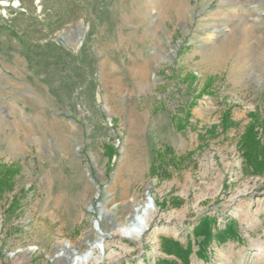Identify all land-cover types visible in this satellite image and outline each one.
<instances>
[{"label": "rangeland", "instance_id": "obj_1", "mask_svg": "<svg viewBox=\"0 0 264 264\" xmlns=\"http://www.w3.org/2000/svg\"><path fill=\"white\" fill-rule=\"evenodd\" d=\"M253 119L263 140L264 0H0V264H68L98 226L97 264L174 259L162 236L189 264H264ZM146 190L144 234L108 235Z\"/></svg>", "mask_w": 264, "mask_h": 264}, {"label": "trees", "instance_id": "obj_2", "mask_svg": "<svg viewBox=\"0 0 264 264\" xmlns=\"http://www.w3.org/2000/svg\"><path fill=\"white\" fill-rule=\"evenodd\" d=\"M253 116V114H251ZM229 115L226 113L222 121V128L225 130L229 123ZM228 122V123H227ZM251 122L239 143L241 154L247 165L250 166L255 173H264V138L261 140L258 138L257 124ZM261 127L264 129V121L261 122ZM264 135V134H263ZM112 149V148H111ZM211 219L204 217L194 227L193 231L196 237L201 236L199 241L200 248L197 251V256L203 258L202 249L205 246L210 245L212 239V233L210 228ZM226 239L233 241L238 240L235 226L232 223H227L223 231L218 233L217 241L224 242ZM161 250L167 255H171L174 259L159 258L157 264H189V249L183 248L178 241L173 238L162 236L161 237ZM178 260V261H177ZM179 262V263H178Z\"/></svg>", "mask_w": 264, "mask_h": 264}, {"label": "bare ground", "instance_id": "obj_3", "mask_svg": "<svg viewBox=\"0 0 264 264\" xmlns=\"http://www.w3.org/2000/svg\"><path fill=\"white\" fill-rule=\"evenodd\" d=\"M240 38H242V35ZM232 39V34L227 37L229 42H232ZM127 209L128 214L125 222L116 224L114 229L107 234H118L131 240H138L151 222L152 214L156 209L155 202L147 196L146 199L141 201L132 199L129 201ZM96 223L99 225L98 220H96ZM97 228L96 239L88 243L86 250L82 252L78 250L73 251V254L69 257L68 264H97L99 262V257L95 254V250L103 248L105 233L99 226Z\"/></svg>", "mask_w": 264, "mask_h": 264}, {"label": "water", "instance_id": "obj_4", "mask_svg": "<svg viewBox=\"0 0 264 264\" xmlns=\"http://www.w3.org/2000/svg\"><path fill=\"white\" fill-rule=\"evenodd\" d=\"M145 194H146V196H147L149 199H151V197H150L149 194H148V190L145 191Z\"/></svg>", "mask_w": 264, "mask_h": 264}]
</instances>
